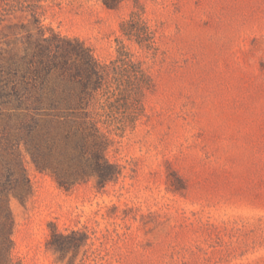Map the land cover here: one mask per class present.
<instances>
[{"label": "rangeland", "instance_id": "1", "mask_svg": "<svg viewBox=\"0 0 264 264\" xmlns=\"http://www.w3.org/2000/svg\"><path fill=\"white\" fill-rule=\"evenodd\" d=\"M139 1L141 8L133 0L115 8L101 0H0V186L9 192L0 198V232H11V257L264 264V0ZM132 10L149 32L143 45L120 28ZM49 38L78 39L99 62L116 56L119 39L150 76L134 123L125 102L99 123L118 170L104 185L80 175L61 185L58 167L38 169L26 150L35 141L17 92L80 88L69 78L38 83L37 50ZM20 160L29 183L22 198ZM54 228L79 232L55 251L47 243Z\"/></svg>", "mask_w": 264, "mask_h": 264}, {"label": "trees", "instance_id": "2", "mask_svg": "<svg viewBox=\"0 0 264 264\" xmlns=\"http://www.w3.org/2000/svg\"><path fill=\"white\" fill-rule=\"evenodd\" d=\"M101 1L115 8L124 0ZM133 2L135 7L141 8L139 0ZM137 12L132 10L120 28L127 38L143 45L149 40V32L139 22ZM45 42L46 45L37 50L38 66L34 71L41 77L38 83L44 84L50 78L53 81L54 78H69L78 82L80 88L73 92L55 88L17 92V109L27 125L28 137L35 141L31 145L25 142L26 150L38 169L56 165L59 172L55 175L61 185L71 183L75 175L93 176L104 185L117 177L118 170L105 156L109 137L99 123H107L106 117H110L115 102L130 105L129 120L134 123L143 91L151 85L150 76L140 62L131 59L130 52L119 39L116 56L109 62H99L78 39L62 38L60 43L49 38ZM72 65L74 70H66ZM262 65L264 67V62ZM75 139L81 143L74 145L76 152L72 153ZM19 172L16 193L22 198L29 193V183L21 160ZM8 195V189L0 186V198ZM4 209V218L9 224L11 213L6 202ZM76 232L79 231L72 230L70 235L64 236L54 228L47 243L55 251H62L64 242L61 240ZM74 245L79 244L74 242ZM12 247L11 232H0V264H19L11 257Z\"/></svg>", "mask_w": 264, "mask_h": 264}]
</instances>
